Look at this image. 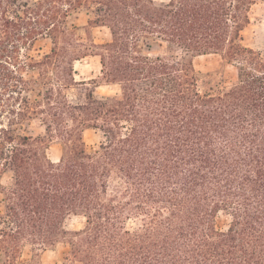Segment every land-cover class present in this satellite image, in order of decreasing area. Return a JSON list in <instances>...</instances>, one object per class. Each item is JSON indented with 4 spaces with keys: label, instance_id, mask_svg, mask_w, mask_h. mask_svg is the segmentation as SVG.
<instances>
[{
    "label": "trees",
    "instance_id": "1",
    "mask_svg": "<svg viewBox=\"0 0 264 264\" xmlns=\"http://www.w3.org/2000/svg\"><path fill=\"white\" fill-rule=\"evenodd\" d=\"M256 2L0 0V264L27 246L41 264L60 242L62 264H264V52L244 42ZM80 11L110 38L82 40L68 22ZM206 54L236 68L229 85L201 87ZM87 57L100 71L78 81ZM34 119L43 133L25 131ZM72 216L83 227L66 228Z\"/></svg>",
    "mask_w": 264,
    "mask_h": 264
},
{
    "label": "rangeland",
    "instance_id": "2",
    "mask_svg": "<svg viewBox=\"0 0 264 264\" xmlns=\"http://www.w3.org/2000/svg\"><path fill=\"white\" fill-rule=\"evenodd\" d=\"M251 23L244 31V42L247 45L260 49L264 52V0H257L251 10ZM89 16L85 11L74 12L69 17V24L78 26L76 30L77 35L84 41L93 39L96 42H104L110 38L109 30L106 27H88ZM52 42L49 38H42L35 42L34 46L29 53L35 59H40L44 54L48 53L51 49ZM165 50V45H162L158 41L152 42L151 52L162 53ZM194 64L197 71L200 74V85L203 89H215L222 88L229 85L236 76V68L225 62L220 55L206 54L199 55L194 58ZM99 60L92 57H87L82 61L75 63V78L78 81L84 80L90 76L97 75L100 71ZM26 77L37 76V72L25 73ZM82 87L73 88L69 91L71 97L81 96ZM97 91L100 94L116 93L117 87L107 86L99 87ZM37 91L32 93L35 97ZM24 129L31 134H38L44 132V127L39 119L32 121H26L24 123ZM84 138L87 146L90 150H94L100 140L101 136L99 132L95 130H87L84 133ZM61 152L59 144H52L48 149V155L54 159L58 158ZM11 179L10 173L0 174V183L7 184ZM2 208L1 196H0V209ZM85 219L81 216H72L66 222V228L79 229L83 227ZM230 222V216L224 212H220L217 216V226L219 228H227ZM69 250V246L65 242L58 243L54 248L46 249L40 252L41 264H62L65 254ZM33 252L30 246H27L22 255V262L20 264H30Z\"/></svg>",
    "mask_w": 264,
    "mask_h": 264
}]
</instances>
